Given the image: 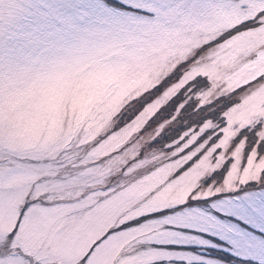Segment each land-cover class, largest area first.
<instances>
[{
  "label": "snow or ice",
  "instance_id": "snow-or-ice-1",
  "mask_svg": "<svg viewBox=\"0 0 264 264\" xmlns=\"http://www.w3.org/2000/svg\"><path fill=\"white\" fill-rule=\"evenodd\" d=\"M167 29L204 42L155 64L149 85L116 113L114 131L139 126L140 135L151 134L137 159L162 152L173 154L172 162L183 160L169 179L180 200L122 217L80 264H90L105 240L137 232L142 235L129 242L119 264H264V167H258L264 114L235 119L246 100L264 90V75L229 90L231 69L221 67L219 80L204 74L229 41L264 29V0H50L9 37L14 42L0 57V74L11 76L21 64L89 38L115 43ZM260 52L264 46L251 58ZM7 163L0 165V193L17 179V168ZM0 206L8 207L11 225L0 231V264H46L31 249L44 227L41 213L52 206L38 199L20 206L0 199Z\"/></svg>",
  "mask_w": 264,
  "mask_h": 264
},
{
  "label": "rangeland",
  "instance_id": "rangeland-1",
  "mask_svg": "<svg viewBox=\"0 0 264 264\" xmlns=\"http://www.w3.org/2000/svg\"><path fill=\"white\" fill-rule=\"evenodd\" d=\"M49 2L0 0V57L14 42L9 37L23 31L35 6ZM203 42L171 29L115 43L89 38L40 62L21 64L11 76L0 74V165L10 162L7 167L17 168V179L3 189L0 199L17 206L38 199L52 206L41 213L44 227L31 249L38 261L80 264L122 217L180 200L169 179L183 160L172 162L173 154L162 152L137 159L151 134L140 135L139 126L115 132L114 117L149 85L155 64L182 58ZM262 46L264 29L234 38L204 74L219 80L221 67L231 69L225 77L229 90L248 84L264 75V52L251 58ZM258 114H264V90L249 97L235 119L246 122ZM253 166L250 159L249 169ZM8 212L7 206H0V231L11 229ZM141 235L105 240L90 264H119L129 242Z\"/></svg>",
  "mask_w": 264,
  "mask_h": 264
}]
</instances>
